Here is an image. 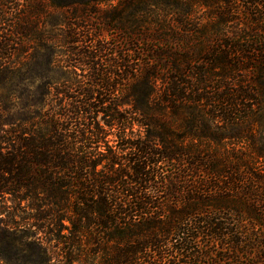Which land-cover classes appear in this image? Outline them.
I'll list each match as a JSON object with an SVG mask.
<instances>
[{
  "label": "trees",
  "instance_id": "obj_1",
  "mask_svg": "<svg viewBox=\"0 0 264 264\" xmlns=\"http://www.w3.org/2000/svg\"><path fill=\"white\" fill-rule=\"evenodd\" d=\"M0 261L264 264V0H0Z\"/></svg>",
  "mask_w": 264,
  "mask_h": 264
},
{
  "label": "rangeland",
  "instance_id": "obj_2",
  "mask_svg": "<svg viewBox=\"0 0 264 264\" xmlns=\"http://www.w3.org/2000/svg\"><path fill=\"white\" fill-rule=\"evenodd\" d=\"M51 77H52L54 82L55 81L56 82H60V81L67 80L68 79V74L66 73V71L61 69V70H56L53 74H51ZM127 106L128 105H125V107H127ZM108 141L110 142V145H115V143H113L115 141L114 138L108 137ZM0 264H3V263L0 261ZM74 264H81V263H74Z\"/></svg>",
  "mask_w": 264,
  "mask_h": 264
}]
</instances>
